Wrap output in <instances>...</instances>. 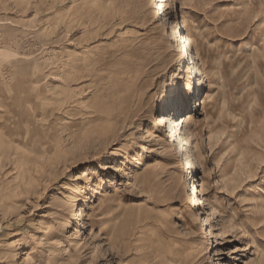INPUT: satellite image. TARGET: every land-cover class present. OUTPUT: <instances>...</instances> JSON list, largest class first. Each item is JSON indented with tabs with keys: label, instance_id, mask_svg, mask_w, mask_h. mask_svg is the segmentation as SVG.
<instances>
[{
	"label": "rangeland",
	"instance_id": "rangeland-1",
	"mask_svg": "<svg viewBox=\"0 0 264 264\" xmlns=\"http://www.w3.org/2000/svg\"><path fill=\"white\" fill-rule=\"evenodd\" d=\"M0 264H264V0H0Z\"/></svg>",
	"mask_w": 264,
	"mask_h": 264
},
{
	"label": "bare ground",
	"instance_id": "bare-ground-1",
	"mask_svg": "<svg viewBox=\"0 0 264 264\" xmlns=\"http://www.w3.org/2000/svg\"><path fill=\"white\" fill-rule=\"evenodd\" d=\"M182 23H183V26L186 27V18L184 15H182ZM193 36V35H192ZM189 33H186L183 35V38H184V48H185V53L187 54V51L189 52H193V42H194V39ZM250 48V46H249ZM203 104H205V102L203 101ZM182 120H183V124H182V128L185 126V123L187 122L186 119L184 117H182ZM201 204H204V201H201L200 199H195L194 200V206L196 205H201Z\"/></svg>",
	"mask_w": 264,
	"mask_h": 264
}]
</instances>
